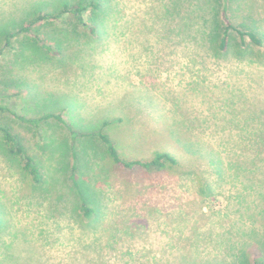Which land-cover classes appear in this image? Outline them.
<instances>
[{"label":"rangeland","instance_id":"1","mask_svg":"<svg viewBox=\"0 0 264 264\" xmlns=\"http://www.w3.org/2000/svg\"><path fill=\"white\" fill-rule=\"evenodd\" d=\"M64 1L0 0V122L44 176L0 144V264L264 263V44L243 61L204 40L212 3L264 37V0H111L20 31ZM101 135L178 163L121 167Z\"/></svg>","mask_w":264,"mask_h":264},{"label":"trees","instance_id":"2","mask_svg":"<svg viewBox=\"0 0 264 264\" xmlns=\"http://www.w3.org/2000/svg\"><path fill=\"white\" fill-rule=\"evenodd\" d=\"M66 0L60 3V7L62 9L59 11H54L52 13L43 14L41 11H38L39 14L32 18L29 23L23 26L20 31L29 32L37 23L46 20L49 23L55 22L59 20L64 15H69L75 18L78 23L84 24V17L87 14L90 7H92L91 19H95V16H99L100 13L109 14L112 13L113 9L111 7V0H106L107 8H104V4L101 0H79L76 2L75 0ZM76 2V3H75ZM230 5L229 0H226V6ZM221 16L217 8L215 7V3L211 5V13H213V23L214 25L208 29L207 35H205V42L211 43L212 45L215 43L218 53H222L227 55L229 52H235L239 58L242 60H246L248 53H251L253 50L252 47H260L264 44V37L259 34H255L253 32L244 31L238 26H235L229 15L227 8L224 7ZM36 15V14H35ZM222 18V21H221ZM86 25V23L84 24ZM93 31L95 28H91ZM210 32V34H209ZM209 36V37H208ZM15 37L14 34H9L8 40ZM247 39L250 43H247ZM243 60V61H244ZM9 111V108L0 104V113ZM15 117H17L20 121H26L27 123H32L33 119H26L24 117H19L15 113H13ZM44 118H50V116H46ZM62 120V119H61ZM102 141L107 144L109 153L111 158L114 160L116 164L121 167H131L133 165L141 166L143 168L152 169V168H165L167 163H171L173 165H177L178 161L168 153L158 154L152 161L143 163V162H130L125 163L122 161L117 153L116 148L113 143L106 137L105 135H101ZM0 144H3L4 150L3 155L11 162L19 163L21 165L22 171L28 175L32 182L36 184H41L44 181L43 173L39 165H37L32 155H29L28 148L24 145L23 140L13 133L10 127L4 125L0 122ZM74 167V166H73ZM75 184V183H74ZM77 185V184H75ZM80 196L83 194L80 193ZM78 211H80L84 217L95 219L98 215L93 212V209L87 205V203L81 197L78 199ZM257 264H264L263 262L256 260Z\"/></svg>","mask_w":264,"mask_h":264}]
</instances>
